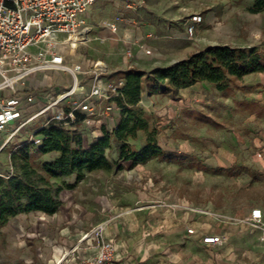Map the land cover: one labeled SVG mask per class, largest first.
<instances>
[{
    "label": "crops",
    "instance_id": "1",
    "mask_svg": "<svg viewBox=\"0 0 264 264\" xmlns=\"http://www.w3.org/2000/svg\"><path fill=\"white\" fill-rule=\"evenodd\" d=\"M95 3L87 9L83 16L86 24L91 27V33L87 40L78 46L84 45L91 38L101 43L108 39L111 40L109 44H113L112 41L120 37L129 43L125 50H131V57H126L124 50L123 57L126 59L124 61L120 59V63L113 69H109L104 61L92 58L86 53L77 56L74 54L69 57L70 61L89 59L93 62H100L107 67L110 73L109 77L114 79L121 77V74L128 69L149 73L155 68H165L191 54L189 53L185 58L179 60H172V62L162 58L165 52L164 43L174 42L176 38L174 34L180 32L169 26L164 28L156 25V13L152 16L140 13L138 15L140 20L137 22L135 19L128 22L118 21L120 23L117 22L114 30L109 28L99 30L101 22L95 23V17L90 16L95 9ZM142 5V7L139 6L141 11H143V7L146 8L144 4ZM149 17H153L155 20L151 21ZM162 32L163 35H161ZM78 46L71 51L73 53L77 51ZM249 77L252 79L264 78V73H254L244 78ZM70 82L68 75H37L28 81V86L32 88V91L37 90L36 92L43 93L57 89L63 90ZM204 86H210V84L199 82L181 89L178 101H172L161 95H148L146 92L144 95L142 94L145 100L141 98L138 107L147 105V103L151 107L152 103L156 101L167 106L163 109L166 111L165 113L161 111L158 113L163 116L156 126V144L165 151L187 158L179 161L151 159L146 163L130 167L129 162L118 159V145L113 144L106 152L107 158L109 156V160L113 161L115 165L109 169L111 173L107 175L108 177L106 176L108 185L105 186V197L95 195L93 201L86 205L89 210L98 212L100 209L99 211L103 215L101 220L94 223L90 218L82 220L77 216H73L69 220L67 211L73 202L68 201L69 193L66 192L61 193L62 198L67 200V203L60 208L64 215L62 219L58 212L50 216L35 212L17 216L8 223L9 226L19 233L23 232L25 229L18 220L33 217L34 214L39 215L41 219L50 221L35 223L33 228L29 229L32 233L28 234L31 240L36 239L40 243L41 247L37 252L46 264H78L82 259L92 256L94 254L93 244L89 240H80V237L94 225L104 221L107 223L104 237L110 240L114 247L113 264H264V241L259 240V233H250L248 226L243 221L250 210L257 207L242 208L236 212L227 213L212 198L195 201L193 198L180 195L173 189H160L161 180L156 183V177L160 178L159 174H156V162L161 167V163L164 162L180 163L194 160L182 148L184 144H188L185 146L191 149L188 141L184 139L183 144L180 143V139H183L180 135H183L182 131L185 128L180 131L177 127L193 125L188 120L182 119L183 110L199 111L210 118L208 114L198 109L197 105L194 107L191 103L192 101L202 103L205 95L198 90ZM259 105L262 107L261 104ZM170 107L175 110L173 111ZM152 111L154 112V110ZM173 114L174 116H172ZM252 116L255 115L252 114ZM118 120V114L107 119L105 122L107 128L114 129ZM186 136L188 135L186 134ZM145 138V134L139 131L136 139L129 143L133 149L139 150L145 146ZM52 154L57 156L56 153ZM117 163L127 167L125 169L116 168ZM114 183H120L121 188L119 190H116L117 186L112 188L110 185ZM72 206L79 208L80 213L83 210L81 206ZM260 210L264 221V210ZM158 224L160 226H157ZM3 230L5 228L1 232ZM188 230H192V232L188 233ZM212 235L227 237L223 249H216L211 244L202 242L204 237Z\"/></svg>",
    "mask_w": 264,
    "mask_h": 264
},
{
    "label": "rangeland",
    "instance_id": "2",
    "mask_svg": "<svg viewBox=\"0 0 264 264\" xmlns=\"http://www.w3.org/2000/svg\"><path fill=\"white\" fill-rule=\"evenodd\" d=\"M95 2V9L90 16L95 17V23L101 22L99 30L108 28L107 24L114 23L116 18H119L120 22L123 20L128 22L131 19L137 22L140 20L138 16L140 13L145 16L156 13V25L164 28L169 26L179 31V34H174L176 37L174 42L164 43L165 52L162 58L168 62L185 58L189 53L197 52L206 46L240 47L254 50L264 57V9L257 14L250 13L248 9L252 6L251 0H143L142 4L146 6V8L143 7V11L137 4L132 9H127L121 0H96ZM193 15H199L201 22L196 25L193 36L189 37L185 32L191 24L190 17ZM149 19L152 21L154 18L149 17ZM163 34L162 32L161 35ZM110 41L106 39L101 43L91 38L84 45L78 46V50L74 53L70 48L67 52L69 57L86 53L92 58L104 61L109 69H113L120 63V59L123 61L126 59L123 53L129 43L120 37L115 38L112 41L113 44H109ZM198 92L205 95L202 103L195 101L191 103L208 114L217 125L178 126L177 129L180 131L185 128L182 131L183 135L180 136L183 137L180 143L183 144L186 139L191 147L189 149L185 146L188 144H184L183 151L194 160L180 163L164 162L161 163V167L156 162V174L160 177H156V183L161 180L160 189H173L180 195L193 198L195 201L212 198L227 213L253 206L264 210V113L260 117L248 115L241 107L234 104L236 101L247 100L256 101L264 107V78L242 79L230 97H223L211 85L204 86ZM141 98L145 100L144 96ZM164 107L167 106L159 101L153 102L151 107L148 103L140 106L155 132L163 116L158 113L160 111L165 113ZM37 125L33 122L24 129L29 127L27 130L30 132ZM23 132L16 133L9 140L8 146L0 151V178L4 181H7L13 172L12 163L15 168L16 163L13 157L16 148L26 137ZM258 153L261 154L260 158L257 156ZM55 157V154L37 155L34 166L39 168L43 162L52 161ZM116 166L120 169L127 167L120 163ZM109 173H111L110 170L85 172L83 179L79 182H75L74 176L53 179L56 186H63L56 195L60 219L64 217L60 208L67 203L61 193L68 192V201L73 202L67 211L69 220L73 216L82 220L90 218L94 223L101 220L103 215L100 209L96 212L89 210L86 205L93 201L95 195L105 197ZM119 184L114 183L110 186L112 188L117 186L116 190H119L121 188ZM65 185H71V188H66ZM4 186H1L0 190ZM72 205L81 206L82 212L80 213V209L73 208ZM48 221L34 214L33 217L18 220L25 229L23 232L19 233L11 228L9 222L2 227L0 229V264H46L37 252L41 247L40 243L36 239L31 240L28 234L32 233L29 229L33 228L35 223ZM4 228L5 230L1 232Z\"/></svg>",
    "mask_w": 264,
    "mask_h": 264
},
{
    "label": "built area",
    "instance_id": "3",
    "mask_svg": "<svg viewBox=\"0 0 264 264\" xmlns=\"http://www.w3.org/2000/svg\"><path fill=\"white\" fill-rule=\"evenodd\" d=\"M96 0H0V151L16 133L26 134L24 142L40 145V129L55 125L77 132L84 144L102 136L108 129L106 120L120 114L124 103L122 77H109L100 62L89 59L70 61L67 49L84 43L91 33L84 14ZM127 9L142 0H121ZM120 21L116 18L115 22ZM108 23L114 30L116 23ZM186 33L193 36L199 15L190 17ZM148 53V51H146ZM131 57V50H125ZM68 75L71 82L63 90L39 93L28 81L37 75ZM38 124L30 132L25 126ZM23 130V131H22ZM257 156L260 158L261 154ZM250 233H259L264 241V221L259 208L250 210L243 220ZM106 221L94 225L80 240H89L94 254L78 264H113L114 247L104 237ZM157 226H160L159 224ZM191 233L192 230H188ZM202 242L223 249L225 235L206 236Z\"/></svg>",
    "mask_w": 264,
    "mask_h": 264
},
{
    "label": "trees",
    "instance_id": "4",
    "mask_svg": "<svg viewBox=\"0 0 264 264\" xmlns=\"http://www.w3.org/2000/svg\"><path fill=\"white\" fill-rule=\"evenodd\" d=\"M250 13L257 14L264 9V0H251ZM264 73V57L254 50L234 46H206L189 54L185 59L165 67L155 68L149 73L128 69L121 74L125 84L121 90L124 103L119 100L121 111L115 128L103 131L97 140L84 144L77 132L65 131L55 125L36 132L41 137L40 145L31 142L19 144L16 148L13 172L4 181L0 178V229L10 219L29 213L53 215L58 206L56 195L63 186H56L53 179L75 177V182L83 179L85 172L109 170L115 163L106 152L113 144L118 145V159L129 162L130 167L143 164L151 159L179 161L186 156L161 149L155 141V129L147 115L138 107L143 93L165 96L172 101L180 99L179 91L199 82L210 84L223 97H230L242 79L250 74ZM247 112L260 117L264 108L256 102L234 103ZM182 119L196 126L214 123L199 111L183 110ZM145 134V146L139 150L131 147L137 133ZM181 136V135H180ZM56 153L52 161L34 166L35 156ZM71 188V185H65Z\"/></svg>",
    "mask_w": 264,
    "mask_h": 264
}]
</instances>
